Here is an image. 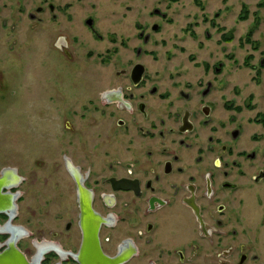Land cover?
<instances>
[{"label": "flooded vegetation", "instance_id": "1", "mask_svg": "<svg viewBox=\"0 0 264 264\" xmlns=\"http://www.w3.org/2000/svg\"><path fill=\"white\" fill-rule=\"evenodd\" d=\"M170 1L180 3L177 19L157 8L128 24L116 18L110 46L94 54L99 75L49 80L46 155L31 141L29 165L0 168V195H15L14 207L0 208V251L13 233L39 264H81L80 255L96 264H264V115H241L250 101L231 88L220 13L207 16L201 0L192 1L199 12ZM67 9L49 3L52 32L72 27ZM79 21L104 41L92 15ZM173 23L171 41L156 38ZM53 46L74 59L65 34ZM21 209L33 232L15 223Z\"/></svg>", "mask_w": 264, "mask_h": 264}, {"label": "rangeland", "instance_id": "2", "mask_svg": "<svg viewBox=\"0 0 264 264\" xmlns=\"http://www.w3.org/2000/svg\"><path fill=\"white\" fill-rule=\"evenodd\" d=\"M192 1L182 0L187 4V10L199 12L200 9ZM201 1L207 16L211 17L216 11L220 13L216 27L225 25L227 36H231L228 49L233 55L232 64L235 62L232 65L231 88L240 93L237 97L240 103L245 99L250 101V107L247 110L242 108L241 115L250 118L256 112L264 115V63L260 64V59L264 58V0H228V12L224 11L223 5L227 0ZM49 3L69 8L67 12L71 13L73 21L66 32L63 25L58 31H51ZM167 5L170 6L168 10ZM179 6L180 3H171L170 0H0V168L17 167L23 161L29 165L36 155L32 148L35 144V147L39 145L38 155H46V136L43 137V134L46 135L47 128L43 119L46 118L44 110L47 108L49 80L53 77L68 79L99 75V59L94 54L110 46L107 33L114 29L117 17L124 16L123 22L128 24L131 22L130 14H146L157 8L174 13L172 17L177 19ZM40 7L41 12L36 11ZM30 14L34 18H30ZM89 15L97 20L103 42L93 41L79 25V19ZM163 28L162 35H156V38L164 36L170 40L178 25L173 23L163 25ZM63 34L73 53L72 61H68L53 46L54 35ZM74 36L82 43L71 41ZM218 38L216 31L214 44ZM215 48L218 58L219 47L216 45ZM89 52L93 53L91 57L87 55ZM37 108L38 113L31 114L32 109ZM37 134L39 143L36 141ZM21 139L24 140L23 145L20 144ZM22 209L15 223L25 225L33 232L32 213ZM29 241L23 240L21 248L29 247L31 255L34 249Z\"/></svg>", "mask_w": 264, "mask_h": 264}, {"label": "water", "instance_id": "3", "mask_svg": "<svg viewBox=\"0 0 264 264\" xmlns=\"http://www.w3.org/2000/svg\"><path fill=\"white\" fill-rule=\"evenodd\" d=\"M11 170L9 168H3L1 175L7 177L10 175ZM3 184L0 183V189ZM14 194L0 195V208H8L13 204ZM14 207V204L12 205ZM17 238L12 233L9 241L6 242V247L0 251V264H39L41 254L36 256L31 261L27 260L25 254L21 252L16 245ZM81 264H96L93 258L84 257L82 255L78 258ZM104 264H113L110 260H104Z\"/></svg>", "mask_w": 264, "mask_h": 264}]
</instances>
